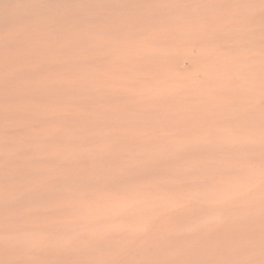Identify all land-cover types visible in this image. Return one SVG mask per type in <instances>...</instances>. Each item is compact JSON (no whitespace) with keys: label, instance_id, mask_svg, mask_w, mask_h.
I'll use <instances>...</instances> for the list:
<instances>
[{"label":"rangeland","instance_id":"374dc122","mask_svg":"<svg viewBox=\"0 0 264 264\" xmlns=\"http://www.w3.org/2000/svg\"><path fill=\"white\" fill-rule=\"evenodd\" d=\"M0 264H264V0H0Z\"/></svg>","mask_w":264,"mask_h":264},{"label":"bare ground","instance_id":"6f19581e","mask_svg":"<svg viewBox=\"0 0 264 264\" xmlns=\"http://www.w3.org/2000/svg\"><path fill=\"white\" fill-rule=\"evenodd\" d=\"M10 57V56H9ZM154 250V249H153Z\"/></svg>","mask_w":264,"mask_h":264}]
</instances>
